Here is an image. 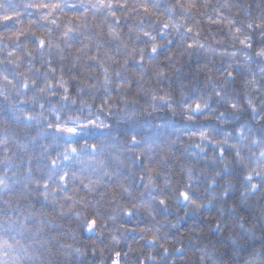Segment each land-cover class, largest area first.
<instances>
[{"label":"clouds","instance_id":"obj_1","mask_svg":"<svg viewBox=\"0 0 264 264\" xmlns=\"http://www.w3.org/2000/svg\"><path fill=\"white\" fill-rule=\"evenodd\" d=\"M0 264H264V0H0Z\"/></svg>","mask_w":264,"mask_h":264}]
</instances>
